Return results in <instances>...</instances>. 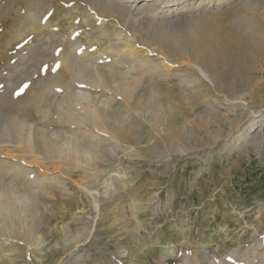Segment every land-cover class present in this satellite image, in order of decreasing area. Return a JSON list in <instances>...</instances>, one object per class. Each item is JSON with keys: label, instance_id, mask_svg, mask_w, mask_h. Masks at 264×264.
<instances>
[{"label": "rangeland", "instance_id": "374dc122", "mask_svg": "<svg viewBox=\"0 0 264 264\" xmlns=\"http://www.w3.org/2000/svg\"><path fill=\"white\" fill-rule=\"evenodd\" d=\"M123 1L0 0V145L11 140L0 148V182L23 205L0 210V264H244L264 255V111L251 125L239 107L264 109V8L240 26L237 1L202 7L213 86H185L182 75L129 93L81 84L86 63L44 42L73 37L78 52H101L100 64L114 59L124 15L161 2ZM93 105L108 108L101 131L84 119ZM65 137L79 164L58 157L74 156ZM84 188L97 194L98 213Z\"/></svg>", "mask_w": 264, "mask_h": 264}, {"label": "bare ground", "instance_id": "6f19581e", "mask_svg": "<svg viewBox=\"0 0 264 264\" xmlns=\"http://www.w3.org/2000/svg\"><path fill=\"white\" fill-rule=\"evenodd\" d=\"M96 1H100V0H96ZM104 1H106L107 5H108V1L117 2V3L122 2L123 4L126 3L123 0H104ZM127 1L135 2L136 0H127ZM231 2H236L235 5H237L236 8L237 14L239 15L237 19L238 21L237 23H239L240 26H242L243 23H247V26H249L248 23L250 22V19L248 18L247 15L251 13L252 9H255V6L260 9L264 8V0H161V2L159 1L156 3H154L153 1L151 3L146 2L145 5L143 4L140 5L138 8L136 7L133 13L132 10H129L130 13H128V15H124L127 20L126 28H124L123 32H119L116 35L117 37H122L125 43L123 46L122 44L117 42L110 43V50L112 52H115L114 59L108 60L106 63H102V64H100V61L101 59H104V57H102L101 52H99V54L96 55L93 54L89 55L87 53L78 52L77 50L78 46L76 44V40L73 37H67L62 39L53 37V39L49 38L44 43L45 45H48L49 48L48 47L47 48L50 52L58 50L57 48L61 47L59 49L60 53H62L65 56L64 59L67 62L69 60L71 61V59L74 58L78 62L86 63L84 65H81L80 71L76 72L78 76L81 74L79 77H77L76 75V77L78 78L81 84H93V85L96 84L108 89L129 88L128 89L129 91L125 92V93H129L130 91L135 92L140 85H146L149 83L151 85L157 84L159 81L156 80L157 79L156 77H162L166 79L172 75L174 76L182 75L179 76L180 81L183 82V85L185 86L207 87L208 84H211L213 86L214 79L211 76V71L206 66H204L202 62L203 60L202 56L205 57L203 55L204 49H202L203 46L201 47L199 44L200 42L199 40L201 38L200 24L203 21V19L206 17V15H208L206 13H209L207 12V9L202 7L204 6V4L207 3L209 4V8L211 5H215L217 9L220 7L222 8L223 5H227V4L229 5V3ZM171 5H176L178 7L181 6L180 10H177L171 16H167L160 13L162 8ZM114 11H112L113 14L114 15L117 14ZM245 16H247L246 17L247 20L245 19L246 21L242 20L244 19ZM101 22L102 21H100V23ZM47 25L50 24L47 23ZM128 29L129 31H127ZM31 53L32 52H28L27 54L21 55L22 56L21 58H27L31 55ZM190 55L191 56L193 55V57H191ZM188 56H190L191 58L189 57L190 58L189 59ZM101 62H103V60ZM106 65L110 66V71L105 69ZM125 68H128L127 72L137 73V75L139 76L137 78H133V79L131 78L130 80L129 79L127 80L126 77L127 72H123ZM178 70H181L180 74L175 73L178 72ZM161 83L164 84V82ZM155 88L156 86L154 87V89ZM155 96L156 98L158 97L157 95ZM239 107H241V109L243 110H248L249 117L251 118L250 121L251 125L255 124L254 118L257 117L262 111H264V109L261 110L249 109L246 103H240ZM109 109L111 108L109 107ZM107 110L108 108H103L102 110L99 111V109H97L93 105L92 108H89L87 111H84V113L88 117L90 116L89 118L84 117V119L86 120V122L88 121V123L91 124L92 126H95L97 130L101 131L103 125L98 123V121H102L103 124L105 125V121H107V118L109 117V116L107 117L108 115ZM71 116H72L71 119L75 121L76 116L75 115H71ZM80 122L81 121H76V123L78 124H81ZM114 122L118 124V122L116 121ZM118 125H121V122H119ZM25 128L27 129L26 133L30 134L32 128L27 126ZM243 136L246 138L245 135ZM107 137L111 139L112 135H107ZM64 140H66L65 143L67 144L66 146L68 148L67 153L74 156L73 157H71L70 155L65 156L66 152L64 151L60 152L59 150L58 157L60 159L62 157H64V159L71 158V160L69 159L70 161H73L74 164H79L80 159L76 158L77 156L76 151L78 150H75L74 149L75 146H73L75 142L67 137H65ZM23 141L32 145L31 143L32 141L28 138V136ZM112 141L114 142V140ZM10 142L11 140H8L7 138V140H5L4 143H2L4 145H0V148L6 146ZM258 142L260 143V141ZM26 143L24 144L25 147L27 145ZM12 171L16 172L15 173L16 175L20 172L18 168L15 169L14 167H12ZM83 190H85L89 194L88 195L89 202L91 203L93 210L96 213H98L97 211L99 209L96 200L97 194L86 188H84ZM15 193H16L15 189L11 188L10 186L8 187L7 184L0 182V210H2V212L5 213V215L7 214L11 215V213L13 212L17 214L19 213L20 208L23 206L22 202L18 200L16 201L15 200L16 198L13 197ZM23 193L29 195L30 198L32 197L31 196L32 194L30 193L31 194L30 195L29 193H27V191H23ZM33 197H35V195H33ZM13 200L17 202L16 203V205H18L17 209H15L16 207L15 204H13L15 207L12 206ZM259 245H261V243ZM247 261L244 264H264V255L261 254L260 257L253 258V260L248 259Z\"/></svg>", "mask_w": 264, "mask_h": 264}, {"label": "trees", "instance_id": "16d2710c", "mask_svg": "<svg viewBox=\"0 0 264 264\" xmlns=\"http://www.w3.org/2000/svg\"><path fill=\"white\" fill-rule=\"evenodd\" d=\"M263 164H264V159H263Z\"/></svg>", "mask_w": 264, "mask_h": 264}]
</instances>
